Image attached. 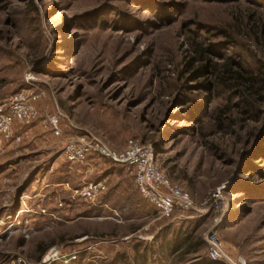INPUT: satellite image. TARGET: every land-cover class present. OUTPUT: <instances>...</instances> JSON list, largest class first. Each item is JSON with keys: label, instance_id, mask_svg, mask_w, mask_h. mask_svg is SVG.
I'll list each match as a JSON object with an SVG mask.
<instances>
[{"label": "rangeland", "instance_id": "obj_1", "mask_svg": "<svg viewBox=\"0 0 264 264\" xmlns=\"http://www.w3.org/2000/svg\"><path fill=\"white\" fill-rule=\"evenodd\" d=\"M263 29L264 0H0V103L42 94L36 117L14 126L20 139L0 138V264H204L205 249L167 255L188 234L264 264V99L255 111L212 69L186 71L195 43L212 62L256 68ZM58 111L57 137L44 122ZM73 127L118 151L150 145L195 207L162 216L131 169L70 163ZM217 188L219 211L203 205Z\"/></svg>", "mask_w": 264, "mask_h": 264}, {"label": "built area", "instance_id": "obj_2", "mask_svg": "<svg viewBox=\"0 0 264 264\" xmlns=\"http://www.w3.org/2000/svg\"><path fill=\"white\" fill-rule=\"evenodd\" d=\"M22 91L7 96L0 103V138L17 141L20 137L14 133L16 123H29L33 120L37 111L35 102L42 94L37 92ZM66 118L64 113L49 114L45 118L47 124L55 136L64 134L59 125L60 118ZM63 156L70 163L84 164L90 157H100L111 160L115 164L123 165L131 169L135 174V184L140 194L146 198L162 216H170L175 211H188L195 207L191 195L184 189L172 184L170 180L159 170L154 149L150 145L143 144L134 139L127 141L123 150L112 149L100 136L86 129L73 127L64 141ZM82 194L93 198L95 190L93 187L82 189ZM221 188L213 190L203 201L207 206L209 202H215L216 209L222 210ZM209 247V258L214 261H223L230 264H246L245 259L238 257L233 260L224 250L222 241L209 235L206 237Z\"/></svg>", "mask_w": 264, "mask_h": 264}, {"label": "trees", "instance_id": "obj_3", "mask_svg": "<svg viewBox=\"0 0 264 264\" xmlns=\"http://www.w3.org/2000/svg\"><path fill=\"white\" fill-rule=\"evenodd\" d=\"M264 31V29H263ZM263 36H259L256 33L255 39L262 48H264V40ZM231 45H236L233 39L228 40ZM194 51L196 53V57L188 58L186 61V71H195V74L199 72H206L212 69V73H214L218 82H220L224 86H229L230 88L236 87L240 88L241 91L245 92L249 97H252L253 101L248 102L247 99H243V102L248 104L252 109L256 108L257 101H262L264 99V62L261 59H256V68L247 67L241 64L243 61L237 60L235 63V58L232 56L225 57V61L218 63L212 62L206 53L207 49L202 46H198L196 43L194 44ZM242 57V56H241ZM241 57L239 59H241ZM244 58V57H242ZM252 58V57H251ZM204 61L205 63H201L197 68L194 67V64L197 61ZM161 76V75H160ZM203 84L206 87H210V84L207 80L203 81ZM225 107L222 112L226 109ZM256 111V110H255ZM244 113L249 116H253L254 113L250 114V109H245ZM175 249L167 250V255L174 259L179 258L175 256L174 252L180 250L182 254L189 253H199L200 251L205 249L206 254L203 255L204 264H222V262L214 261L209 258L207 252V246L204 241L197 237L195 239L193 234H188L183 236L182 241L177 244Z\"/></svg>", "mask_w": 264, "mask_h": 264}, {"label": "water", "instance_id": "obj_4", "mask_svg": "<svg viewBox=\"0 0 264 264\" xmlns=\"http://www.w3.org/2000/svg\"><path fill=\"white\" fill-rule=\"evenodd\" d=\"M47 258H49V256H47Z\"/></svg>", "mask_w": 264, "mask_h": 264}]
</instances>
